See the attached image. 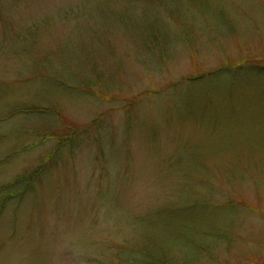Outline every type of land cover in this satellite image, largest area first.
<instances>
[{
	"label": "rangeland",
	"instance_id": "obj_1",
	"mask_svg": "<svg viewBox=\"0 0 264 264\" xmlns=\"http://www.w3.org/2000/svg\"><path fill=\"white\" fill-rule=\"evenodd\" d=\"M0 264H264V0H0Z\"/></svg>",
	"mask_w": 264,
	"mask_h": 264
}]
</instances>
